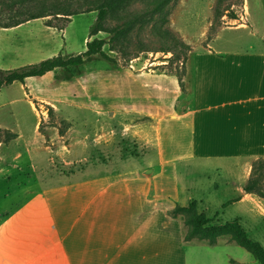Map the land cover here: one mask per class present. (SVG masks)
Segmentation results:
<instances>
[{
	"label": "rangeland",
	"instance_id": "rangeland-1",
	"mask_svg": "<svg viewBox=\"0 0 264 264\" xmlns=\"http://www.w3.org/2000/svg\"><path fill=\"white\" fill-rule=\"evenodd\" d=\"M61 1L75 5L80 0ZM257 1L176 0L168 5L166 22L161 27L192 47L185 64L183 59L166 60L170 52L148 51L135 55L133 49L137 39L145 42L147 48L159 49L161 37L150 31L153 22H149L144 30L134 31L129 36L133 44L125 50L134 54L124 55L119 45L104 46L117 60L116 64L94 57L84 66L59 68L45 79L30 77L27 85L25 81L13 82L1 88L0 264H9L6 242L12 241L8 236L10 227L18 225L28 214L43 223L45 215L40 216L41 208L35 213L33 206L39 204L45 186L121 168L143 167L147 169V176L161 173L165 161L154 144V124L146 117H114L109 106L131 103L158 113L154 105L159 101L167 115L178 89H175L176 81L134 73L178 74L183 81V86L179 87L180 100H185V77L196 52L212 48L250 51L251 45L264 46L250 35L254 29L250 23ZM8 2L10 0H0V24L15 17L17 8L27 6L24 3L10 9ZM261 3L264 6V0ZM143 7L138 3L129 10L142 12ZM80 11L68 19L48 16L15 27L0 26V70L35 64L59 53L83 52L86 42L93 38L89 32L97 12ZM242 23H247L248 28L240 31L237 28ZM118 24L108 18L104 23L105 31H100L96 37L108 40L111 36L108 30ZM75 73L80 74L74 76ZM51 77H54V85ZM31 86L49 103L37 97ZM167 118L163 127L173 120ZM139 120L144 121L140 130L152 134L125 131L127 124L124 123L134 124ZM185 141V136L169 139L171 152L182 154ZM167 159L166 164L174 168L177 176L179 193L174 195L179 200L177 205L188 206L194 202L192 209L212 218L211 224L221 231L214 241L200 237L187 241V264H264V158ZM169 173L167 171L163 177L169 178ZM257 179L259 184L252 192H247L251 195L247 196L246 205L235 203L237 190L254 184ZM187 214L177 216L184 226L183 236L189 228L185 224ZM28 232L29 228L19 230V237ZM235 233L245 240L246 246L238 244L233 237Z\"/></svg>",
	"mask_w": 264,
	"mask_h": 264
},
{
	"label": "crops",
	"instance_id": "crops-1",
	"mask_svg": "<svg viewBox=\"0 0 264 264\" xmlns=\"http://www.w3.org/2000/svg\"><path fill=\"white\" fill-rule=\"evenodd\" d=\"M252 17L251 38L264 44L261 0L255 4ZM238 27L242 31L248 25L242 23ZM250 48L196 52L186 73L187 96L183 101L174 73H134L173 79L175 89L178 88L167 115L159 101L154 105L158 113L131 103L109 106L114 117H146L154 124V144L165 161L161 173L147 176L143 167L121 168L45 186L39 204L33 206L35 213L41 208L43 223L28 214L10 227L8 236L12 241L6 242L8 263L187 264L183 223L170 215L179 203L174 198L179 187L174 168L166 164L167 157L264 158V46ZM51 75L53 72L35 77L45 79ZM29 78L25 79L26 85ZM51 83L54 85V77ZM31 90L49 103L36 88L31 86ZM167 117L173 120L169 126L165 121L163 127ZM124 124L128 134H152L140 130L143 120ZM175 136H185L187 140L182 154L171 152L169 139ZM167 171L170 177L164 178ZM237 195L234 202L246 205L251 193L240 187ZM24 228L30 232L19 237V230Z\"/></svg>",
	"mask_w": 264,
	"mask_h": 264
},
{
	"label": "trees",
	"instance_id": "trees-1",
	"mask_svg": "<svg viewBox=\"0 0 264 264\" xmlns=\"http://www.w3.org/2000/svg\"><path fill=\"white\" fill-rule=\"evenodd\" d=\"M175 1L176 0H80L75 5H72L61 0H10L7 5L10 9L24 3L27 6H23L21 9L17 8L15 17L11 16L9 21L0 24V26L4 28L15 27L25 22L48 16L68 19V16L82 12L80 10H85V12L96 11L97 13L95 23L89 32V36H93V38L86 42V49L83 52L75 55H64L59 53L58 55L41 60L35 64H28L16 69L0 70V90L3 86L12 84L13 82L24 83L25 79L28 77L42 76L48 72L56 71L59 68L84 66L90 63L94 57L116 64L117 60L105 51L104 46L106 44H111L112 46L119 45L122 47L120 51L127 56L148 51H152L153 53L161 51L165 54L170 52L171 56L166 60L170 61L171 59H175L180 61L183 59L182 62L185 64L187 55L192 51V47L169 32L166 28L161 27L166 22L168 5ZM138 3L144 6L142 12H133L129 10L130 7ZM108 18H113L115 21H118V26L108 30L111 34L108 40L96 37L100 31H105L104 23ZM149 22H153L150 31L161 37L159 49L147 48L145 42L141 39H137L135 48L133 49L134 53L129 54V50H125L133 44L129 36L134 31L140 32L144 30ZM48 25L51 26V24ZM62 29H64V27H62ZM79 74L80 73H75L74 76ZM177 78L179 86L182 87L183 81L178 74ZM258 181L257 179L254 184L245 185L243 187L244 190L246 192H252L254 186L259 184ZM192 207H194V202H190L188 206L177 205L170 211V215L173 217H177L180 213H188L185 224L188 225L189 228L184 239L189 241L194 237H200L201 239L214 241L221 234L220 229L211 224L212 218L197 213ZM233 237L238 244L246 246L245 240L239 236V234L235 233ZM252 251L253 250H250V252Z\"/></svg>",
	"mask_w": 264,
	"mask_h": 264
},
{
	"label": "water",
	"instance_id": "water-1",
	"mask_svg": "<svg viewBox=\"0 0 264 264\" xmlns=\"http://www.w3.org/2000/svg\"><path fill=\"white\" fill-rule=\"evenodd\" d=\"M149 171H151V170H149Z\"/></svg>",
	"mask_w": 264,
	"mask_h": 264
}]
</instances>
